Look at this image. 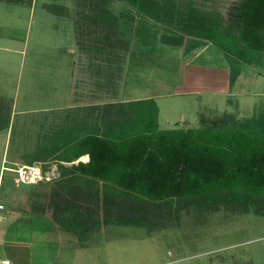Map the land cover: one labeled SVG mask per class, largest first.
Wrapping results in <instances>:
<instances>
[{
  "label": "rangeland",
  "instance_id": "374dc122",
  "mask_svg": "<svg viewBox=\"0 0 264 264\" xmlns=\"http://www.w3.org/2000/svg\"><path fill=\"white\" fill-rule=\"evenodd\" d=\"M240 1L205 4L231 19ZM77 2L0 0V109L2 114L11 111L10 127L0 130V203L7 210L25 214L33 203L47 201L51 185L19 183L15 169L26 156L25 162L32 161L40 133L72 106L154 98L161 127H174L178 121L189 127L199 126L201 115L248 117L264 105V55L243 64V73L230 87V62L219 47L210 44L187 52L183 46H168L160 39L161 29L153 22L147 26L140 18L133 26L137 31L132 36L133 29L127 31L128 48H116L110 56L112 64L102 65L110 71L103 79L93 59L100 54L86 47L82 50L77 43L76 14L65 16L47 7L63 5L72 15L77 13ZM114 8L123 9L120 3ZM99 78L104 82L98 87ZM55 175L58 170L53 172L51 166L43 179L50 181ZM257 206L264 210V201ZM165 221L157 229L108 224L74 235L39 219L32 263L264 264V215L244 211L241 204L219 209L190 206L178 218ZM18 232L27 235L25 227H14L0 260L4 256L17 259L13 238ZM29 259L18 260L25 264Z\"/></svg>",
  "mask_w": 264,
  "mask_h": 264
},
{
  "label": "trees",
  "instance_id": "16d2710c",
  "mask_svg": "<svg viewBox=\"0 0 264 264\" xmlns=\"http://www.w3.org/2000/svg\"><path fill=\"white\" fill-rule=\"evenodd\" d=\"M116 3L123 9L115 10ZM47 7L71 15L66 6ZM77 13L80 49H94L107 65L116 48H128L127 31L133 29V35L138 18L156 24L168 46H183L187 52L208 43L219 47L230 62V87L243 64L264 55V0H241L231 19L217 9L200 7L196 0H78ZM107 65L99 66L103 79L110 74ZM99 79L100 85L104 80ZM80 109L40 135L28 165L55 160L60 176L29 184L51 185L47 201L33 203L29 213L48 215L74 235L108 224L157 229L198 205L219 209L241 204L244 211L264 215L257 206L264 201V105L248 117L201 115L199 126L189 127L180 126L183 121L161 127L154 98L89 105L82 113ZM10 121L11 111L2 114L0 109V130L9 128ZM84 155L88 161L65 163ZM40 166L45 177L50 164Z\"/></svg>",
  "mask_w": 264,
  "mask_h": 264
},
{
  "label": "crops",
  "instance_id": "0c3cea01",
  "mask_svg": "<svg viewBox=\"0 0 264 264\" xmlns=\"http://www.w3.org/2000/svg\"><path fill=\"white\" fill-rule=\"evenodd\" d=\"M196 2L199 4L200 7H203L205 9L208 10H216L215 8H211L209 6H207L205 3H213V0H196ZM121 4V3H120ZM122 7H124L123 4H121ZM74 14L72 13L73 16ZM148 22L152 23L151 21H146L145 23L148 26ZM75 28H76V24L74 23ZM134 25H137V23H135ZM137 28V27H136ZM134 30H137V29ZM144 31H146L144 29ZM211 43L205 44V45H210ZM204 45L201 46H197L196 48H200L203 47ZM125 47L127 48L128 45H125ZM88 48V47H86ZM96 59L95 64H97V66L99 67L100 65H105L104 61L101 60L99 57L93 58ZM249 64V63H247ZM83 65L85 66L84 62ZM86 67V66H85ZM84 69V68H83ZM96 71V69H95ZM243 73V71H242ZM84 76V73H80V76ZM241 75V74H240ZM81 76V77H82ZM79 77L78 79L82 82V78ZM97 86L99 87V84L97 83ZM142 99V98H141ZM135 100V99H133ZM82 107V108H81ZM80 109V113L85 112V105H75L72 106L68 112L66 113V115L68 113H71L74 109ZM66 115L60 119V121H57L55 124H53L52 126H50L49 128H47L46 130H53L55 129L60 123H64ZM45 130V131H46ZM41 135V133H40ZM40 138V136H39ZM39 141V139H38ZM38 144V143H37ZM86 157V159H84ZM89 160V155H84L81 156L79 159L75 160L74 162H65L67 165H72V163H78L79 161H88ZM28 164L29 162H21L20 165H24V164ZM38 163V164H37ZM44 163L50 164V167L52 166V171L54 172V170H58V163L55 160H51L49 159L48 161H36V165H43ZM60 176V171L58 170V175H55L54 178ZM41 219L43 222L49 223L51 226L54 225L55 227L59 228L53 221H51L50 217L48 215H43L39 212L37 213H27L25 212V214L20 211V210H16V209H10L7 210L5 209V205L4 208L0 209V251L5 252V243L7 242V238L9 236V234L12 232V230L14 229V227H18L20 230L22 228H26L27 230V235L23 236L21 235L19 232L17 234H14V245L15 247H18V251H17V259L15 258L14 261L12 262V264H22V262H20L18 259H23L24 257L30 256L31 259H29L28 262H26L25 264H33L32 263V256H33V236H35V221ZM60 229V228H59ZM28 237V238H27ZM11 243V242H10ZM4 256V255H3ZM5 258H9L7 256H4ZM219 264H223V263H219Z\"/></svg>",
  "mask_w": 264,
  "mask_h": 264
},
{
  "label": "built area",
  "instance_id": "2783aa9c",
  "mask_svg": "<svg viewBox=\"0 0 264 264\" xmlns=\"http://www.w3.org/2000/svg\"><path fill=\"white\" fill-rule=\"evenodd\" d=\"M17 174L16 181L22 184H34L44 178V172L39 165H20L15 169ZM4 208V205L0 203V209ZM0 264H12L9 258L0 260Z\"/></svg>",
  "mask_w": 264,
  "mask_h": 264
}]
</instances>
